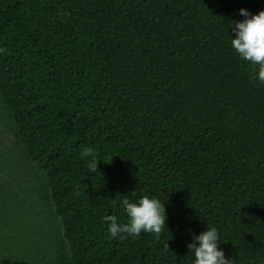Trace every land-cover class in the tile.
I'll return each mask as SVG.
<instances>
[{
    "label": "trees",
    "instance_id": "trees-1",
    "mask_svg": "<svg viewBox=\"0 0 264 264\" xmlns=\"http://www.w3.org/2000/svg\"><path fill=\"white\" fill-rule=\"evenodd\" d=\"M241 8L264 0H0V125L35 159L0 158V264H193L207 226L230 264H264V83L229 46ZM144 195L161 233L112 238L105 217Z\"/></svg>",
    "mask_w": 264,
    "mask_h": 264
},
{
    "label": "clouds",
    "instance_id": "clouds-1",
    "mask_svg": "<svg viewBox=\"0 0 264 264\" xmlns=\"http://www.w3.org/2000/svg\"><path fill=\"white\" fill-rule=\"evenodd\" d=\"M242 20L231 21L232 35L229 46L240 60L254 66L253 80L264 83V10L256 14L239 9ZM83 155L89 157L87 168L91 173L98 171L99 154L93 148L84 150ZM112 158V157H111ZM122 208L127 217L126 223L118 222V217H105L107 232L112 238H123V234L137 236L141 232L159 235L165 227L167 214L164 203L155 196H140L137 199H124ZM220 237L216 227H208L198 235H193L187 245L193 254V264H230L220 246ZM168 248V246L166 245Z\"/></svg>",
    "mask_w": 264,
    "mask_h": 264
},
{
    "label": "rangeland",
    "instance_id": "rangeland-1",
    "mask_svg": "<svg viewBox=\"0 0 264 264\" xmlns=\"http://www.w3.org/2000/svg\"><path fill=\"white\" fill-rule=\"evenodd\" d=\"M0 94H3L0 84ZM0 158L11 159L22 165H27L29 162H35L34 151L31 146L23 142L20 138L18 129L7 130L0 125Z\"/></svg>",
    "mask_w": 264,
    "mask_h": 264
}]
</instances>
